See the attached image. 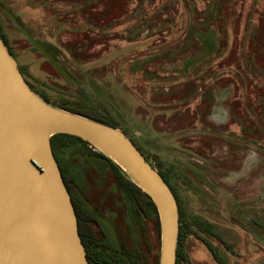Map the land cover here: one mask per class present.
<instances>
[{"label": "rangeland", "instance_id": "obj_1", "mask_svg": "<svg viewBox=\"0 0 264 264\" xmlns=\"http://www.w3.org/2000/svg\"><path fill=\"white\" fill-rule=\"evenodd\" d=\"M0 32L34 89L118 125L167 172L187 229L179 264H220L206 244L226 264H264V0H0ZM57 152L110 206L112 172L81 164L89 144ZM158 242L140 240L150 264Z\"/></svg>", "mask_w": 264, "mask_h": 264}, {"label": "water", "instance_id": "obj_2", "mask_svg": "<svg viewBox=\"0 0 264 264\" xmlns=\"http://www.w3.org/2000/svg\"><path fill=\"white\" fill-rule=\"evenodd\" d=\"M21 74L0 35V264H89L71 196L50 145L58 133L91 144L151 198L160 230L158 264H176L179 209L161 174L119 127L51 104ZM94 166L104 173L108 162L96 160ZM105 230L117 246L112 231Z\"/></svg>", "mask_w": 264, "mask_h": 264}, {"label": "flooded vegetation", "instance_id": "obj_3", "mask_svg": "<svg viewBox=\"0 0 264 264\" xmlns=\"http://www.w3.org/2000/svg\"><path fill=\"white\" fill-rule=\"evenodd\" d=\"M52 152L71 196L70 199L74 203L73 206L75 205L76 207V219L78 218L80 226L78 233L85 247V253L98 251L105 256L113 255L118 252L121 253L123 249L129 250L132 244L139 248L141 239L150 249L157 247L158 214L146 196L141 192L135 191V189L126 192V190H122L115 184L112 190L113 198L110 206H103L102 202H94L88 194L75 184L73 166L70 160L62 158L56 150ZM100 159L106 161L98 154H87L86 157L81 158V164L83 167L91 166L96 170L94 163ZM122 223L127 225L129 234L133 238V242L130 245L123 243L118 236L117 227ZM200 227L203 232L211 234L210 226L209 228L200 224ZM105 228L112 231L117 246L110 240ZM206 245L213 256L216 250L211 244ZM88 262L89 264H102V262H97L94 259H90Z\"/></svg>", "mask_w": 264, "mask_h": 264}, {"label": "trees", "instance_id": "obj_4", "mask_svg": "<svg viewBox=\"0 0 264 264\" xmlns=\"http://www.w3.org/2000/svg\"><path fill=\"white\" fill-rule=\"evenodd\" d=\"M102 9L104 7H101ZM102 9H100L102 11ZM99 10V11H100ZM85 13V12H84ZM91 13V12H89ZM99 14L102 16V12H99ZM0 35L2 36L5 45L7 46L6 43V38L4 37V35L0 32ZM8 48V47H7ZM43 48L52 56V58L55 60L56 59V55L53 51V47H48V46H43ZM9 51L11 52V54L13 55L12 51L10 48H8ZM14 56V55H13ZM19 67V66H18ZM20 71H21V75L23 76L24 80L30 85V87L40 96H42L44 99L48 100L49 99L42 94L40 91L36 90L33 88L32 84L25 78V76L23 75V71L21 70V68L19 67ZM50 102V101H49ZM52 103V102H50ZM53 105H57L58 107H63V108H67V110L78 113V114H82L85 117L88 118H92L98 121H102V123L108 124L110 126H118L115 125L113 123H110L108 120L102 118V116H100L99 114L93 112L92 110H84V109H79V108H69L67 107L64 103H59V104H54ZM77 141H83L86 144H89L87 142H85L82 138H79L77 136H72V135H66V133H58L55 134L51 137V148L52 151L53 150H60V148L66 146L68 147L69 145L75 144ZM90 145V144H89ZM95 154L100 155L103 159H105L108 162V168L106 169L105 172L107 171H111L113 178L115 179V184H117V186L119 188H121L122 190H126V192H129L130 190L135 189V191L141 192L144 196H146L148 198V201L152 204V207L155 209L152 201L150 200L151 198L142 190H140L134 182H132V180L123 172V170H121L117 164H115V162H113L112 160H110L109 158H107L106 156H104L103 154H101V152L99 151H95ZM146 158V157H145ZM147 160H149V158H146ZM156 170L161 174V176L164 178V180L166 181V183L169 185L170 189L172 190V192L174 193L176 199L177 195L173 189V187L170 186L169 184V177L167 172H164L158 168H156ZM176 200V201H177ZM73 203V202H72ZM74 204V203H73ZM178 204V209H179V234H178V241H177V252H176V264H179L180 260H181V256H182V248H181V240L183 238V235H185L187 232V229L185 227V222L184 220H182L183 217V211L179 206V203L177 201ZM74 208L76 210V207L74 205ZM77 222H78V226H79V221L77 218ZM200 226V225H199ZM86 228V227H85ZM79 231H80V226H79ZM159 234L160 231L158 230V240H159ZM159 247V242L157 245V249ZM214 258L219 261L220 264H226L225 262H223L220 257L218 256L217 252L214 251L213 253ZM86 257L88 259V261L90 259H94L97 262H102V264H150L149 259H148V255H144L143 254V248H141L139 246V248H137L136 246H134L133 244L131 245L129 250H122L121 253H115L113 255H108L105 256L102 253H99L98 251H93L91 253L86 252ZM159 261V256L157 255V253H154V260H153V264H158Z\"/></svg>", "mask_w": 264, "mask_h": 264}, {"label": "built area", "instance_id": "obj_5", "mask_svg": "<svg viewBox=\"0 0 264 264\" xmlns=\"http://www.w3.org/2000/svg\"><path fill=\"white\" fill-rule=\"evenodd\" d=\"M89 147L93 150V151H98L95 147H93L91 144L89 145Z\"/></svg>", "mask_w": 264, "mask_h": 264}]
</instances>
